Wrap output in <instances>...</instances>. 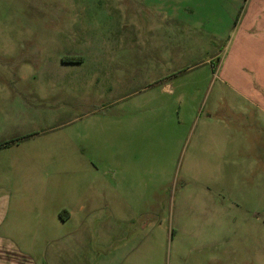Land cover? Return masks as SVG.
I'll return each instance as SVG.
<instances>
[{
	"label": "rangeland",
	"instance_id": "374dc122",
	"mask_svg": "<svg viewBox=\"0 0 264 264\" xmlns=\"http://www.w3.org/2000/svg\"><path fill=\"white\" fill-rule=\"evenodd\" d=\"M249 1L0 0L4 136L48 128L5 121H82L1 153L44 152L39 160L53 166L52 152L76 150L71 166L88 173L71 191L88 211L105 204L103 183L113 198L122 194V215L140 209L129 237L139 232L141 247L125 262L264 264V112L220 71ZM102 33H117L108 49ZM74 55L84 63L63 70L94 74L71 87L20 73ZM71 133L83 135L78 148L54 141ZM106 166L117 170L103 174ZM13 192L31 199L34 191ZM68 193L57 191L56 204Z\"/></svg>",
	"mask_w": 264,
	"mask_h": 264
},
{
	"label": "crops",
	"instance_id": "0c3cea01",
	"mask_svg": "<svg viewBox=\"0 0 264 264\" xmlns=\"http://www.w3.org/2000/svg\"><path fill=\"white\" fill-rule=\"evenodd\" d=\"M235 27L236 37L234 46L232 45V54L229 56L230 61L227 57L220 71L239 89V92L253 95L255 101L252 100V103L264 112V0H250ZM116 35L117 33L101 34L104 48L107 47L108 37ZM90 37L94 36L91 34ZM69 42L61 39L60 45L71 47ZM87 46L93 51V39ZM68 58L81 60L62 61L60 64L47 62L37 72L30 64H25L20 67V73L41 76L40 79L47 80L46 84L50 89L66 82L62 80L64 78L68 79L69 82L66 83L71 87L72 79L94 74L88 71L63 70L62 68L66 66L84 63L81 56L74 55ZM75 120L61 121L58 117H41L5 121L2 124L5 127L34 125L36 128L38 126L48 128H42L41 131H25L15 137L4 136L5 131L0 128V190L7 191V194L0 195V264H144L135 261L125 262L127 256H133L141 247L139 232L129 237L134 229L133 223L142 215L139 208L128 204L130 214L128 217L122 215V209L118 208L119 204H122V201L120 202L122 194L119 192V197L113 198L107 193L109 184L106 183L102 184L105 204L100 209L88 211L86 200H82L84 196L78 200L76 194L72 196L71 190L79 185V176L83 180V175L88 173L85 167L77 169L71 166L78 157L76 150L52 152L56 158L55 162L59 164L53 166L39 160L44 152L1 153L17 142L23 143L30 138L54 132L56 127L82 122ZM98 123L102 127L107 126L106 121ZM82 137L81 134L71 133L55 136L54 141L64 142L65 146L70 148H78ZM79 152L83 154L86 151ZM67 158L74 160L63 164V159ZM94 168L96 171L99 170L97 166ZM115 170L106 166L103 174ZM116 189L117 191L122 189L120 184ZM27 190L34 191L31 199L25 196L26 193L16 197L13 192ZM63 190L69 191L67 197L62 199L65 203L56 204V193ZM111 201L115 203L112 204ZM47 202L50 207H47ZM73 205H76L75 210H78L81 216L74 214Z\"/></svg>",
	"mask_w": 264,
	"mask_h": 264
},
{
	"label": "trees",
	"instance_id": "16d2710c",
	"mask_svg": "<svg viewBox=\"0 0 264 264\" xmlns=\"http://www.w3.org/2000/svg\"><path fill=\"white\" fill-rule=\"evenodd\" d=\"M79 60H81L80 58H67V59H65L64 61L66 62H77V61H79Z\"/></svg>",
	"mask_w": 264,
	"mask_h": 264
}]
</instances>
